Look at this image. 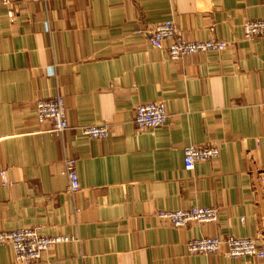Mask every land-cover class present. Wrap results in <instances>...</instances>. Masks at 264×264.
<instances>
[{
  "label": "crops",
  "instance_id": "obj_1",
  "mask_svg": "<svg viewBox=\"0 0 264 264\" xmlns=\"http://www.w3.org/2000/svg\"><path fill=\"white\" fill-rule=\"evenodd\" d=\"M261 17L264 0L0 5V231L73 238L32 264H264L187 249L193 238L264 234V37L243 32ZM167 19L188 40L230 45L173 60L136 33ZM56 94L70 124L60 135L36 116L37 101ZM153 101L166 104L168 122L140 131L135 107ZM102 123L108 138L80 131ZM210 143L219 158L185 169L184 147ZM196 205L219 207L218 221L176 228L156 215ZM0 264H18L10 245H0Z\"/></svg>",
  "mask_w": 264,
  "mask_h": 264
},
{
  "label": "built area",
  "instance_id": "obj_2",
  "mask_svg": "<svg viewBox=\"0 0 264 264\" xmlns=\"http://www.w3.org/2000/svg\"><path fill=\"white\" fill-rule=\"evenodd\" d=\"M46 1V0H34ZM0 5L18 6V0H0ZM13 16V12H10ZM213 29V28H212ZM244 37L257 39L264 37V17L247 20L243 27ZM144 35L148 42L157 49L167 48L169 57L173 60L180 57L208 51H222L229 47L230 42L217 38L207 40L187 41L183 38L172 19L164 20L152 26H142L136 30ZM264 116V99L261 103ZM36 116L41 123L52 125L50 132L63 134L70 124L62 94L50 98L39 99L36 103ZM167 106L163 101L140 103L135 107L134 123L140 131L164 126L168 122ZM82 134L105 139L110 136L107 124H87L80 127ZM1 138V137H0ZM218 144L205 145L189 144L184 147V166L191 171L201 161H211L219 158ZM65 173L69 177V190L72 193L80 189L77 160L73 157L65 159ZM264 183V179L262 180ZM159 220L179 228L191 222H216L220 216L217 206H192L181 209H159L156 212ZM73 240L69 235H45L34 227H21L0 231V245H10L14 251L15 262L18 264H32L39 261L43 254L58 244ZM223 247H226L223 250ZM188 252L191 254H212L223 252L229 257H252L264 259V234L252 236H204L190 239L187 242ZM246 264H254L247 262Z\"/></svg>",
  "mask_w": 264,
  "mask_h": 264
},
{
  "label": "rangeland",
  "instance_id": "obj_3",
  "mask_svg": "<svg viewBox=\"0 0 264 264\" xmlns=\"http://www.w3.org/2000/svg\"><path fill=\"white\" fill-rule=\"evenodd\" d=\"M262 18V17H261ZM250 20V19H249ZM246 23V22H245ZM244 23V24H245ZM175 25H176V23H175ZM243 27H244V25H243ZM178 29V28H177ZM178 31H179V29H178ZM185 40H187V41H196V40H188V39H186L185 37H183ZM245 38V37H244ZM209 39V38H208ZM245 39H247V38H245ZM205 40H207V39H205ZM247 40H252V39H247ZM254 40V39H253ZM228 41V40H227ZM228 48V47H227ZM226 48V49H227ZM225 50V49H224ZM223 51V50H222ZM198 53H206V52H198ZM193 54H197V53H193ZM188 55H192V54H188ZM185 56H187V55H185ZM185 56H182V57H185ZM182 57H180V58H182ZM178 60V59H177ZM191 223H198V222H191ZM203 223H210V222H203ZM190 224V223H189Z\"/></svg>",
  "mask_w": 264,
  "mask_h": 264
}]
</instances>
